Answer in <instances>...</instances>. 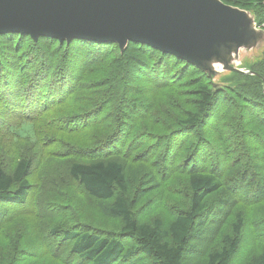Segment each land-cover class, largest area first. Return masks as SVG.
Returning a JSON list of instances; mask_svg holds the SVG:
<instances>
[{
	"label": "trees",
	"instance_id": "1",
	"mask_svg": "<svg viewBox=\"0 0 264 264\" xmlns=\"http://www.w3.org/2000/svg\"><path fill=\"white\" fill-rule=\"evenodd\" d=\"M222 1L250 11L264 29V0ZM260 52L243 62L250 74L226 73L213 82L198 67L148 45L130 43L122 52L116 43L0 36V99L5 96L9 117L24 107L23 121L8 127L10 135L36 139L34 123L26 120L42 108L28 95L42 99V86H52L57 99L79 96L83 82L76 68L96 78L84 101L96 109L107 131L102 135L106 137L96 134L89 143L69 141L61 166L45 171L50 177L65 174L57 183L61 193L54 196L59 220L50 230L52 242L39 236L23 241L18 232L0 244V251L9 248L11 264L23 263L17 256L37 241L54 254L52 264H137L141 258L143 264H238L247 240L248 210L264 201V49ZM57 59L65 66H55ZM29 63L37 74L27 86L22 82L30 70L26 74L23 67L29 69ZM102 64L105 69L95 71ZM147 80L165 95L161 104L140 89ZM213 118L216 125L208 135ZM251 139L259 142L261 151L243 150ZM215 141L222 161L209 164L210 154L193 158L192 151L207 152ZM225 161L231 163L227 174L219 166ZM177 164L183 166L186 181L173 219L155 216L143 221L141 211L150 209L156 197L152 189L168 179ZM32 168L25 157L10 171L0 166V209L31 202L37 187L30 180ZM88 208L120 220V229L92 224L86 219ZM260 211L259 223H264V207ZM3 217L0 214V222ZM199 244L212 248L204 258ZM258 247L252 244L241 264H264V244Z\"/></svg>",
	"mask_w": 264,
	"mask_h": 264
},
{
	"label": "water",
	"instance_id": "2",
	"mask_svg": "<svg viewBox=\"0 0 264 264\" xmlns=\"http://www.w3.org/2000/svg\"><path fill=\"white\" fill-rule=\"evenodd\" d=\"M9 34L116 43L122 52L130 43L148 45L213 82L226 73L250 74L243 53L264 49L254 15L222 0H0V36Z\"/></svg>",
	"mask_w": 264,
	"mask_h": 264
},
{
	"label": "rangeland",
	"instance_id": "3",
	"mask_svg": "<svg viewBox=\"0 0 264 264\" xmlns=\"http://www.w3.org/2000/svg\"><path fill=\"white\" fill-rule=\"evenodd\" d=\"M260 53V51L243 53L242 59L253 60ZM59 60L57 59L55 66L57 64L59 65L58 67L65 66L63 62H58ZM105 66L106 64H102L95 71L101 72L105 69ZM23 70L26 74L30 70V73L27 74L28 77L22 82L23 85L28 83L27 86H29L30 82L28 81L36 76L37 73L31 64L29 69L26 70V67H23ZM75 75L76 77H80L83 82L82 92L78 97L68 96L60 99L58 94L59 98L57 99L52 94L53 89L50 85L42 86V99L36 97L33 93L28 95L30 100L35 99L36 103H39L38 108H42L39 112L33 111L32 120H26L34 123L35 140H31L28 137L18 139L10 135L8 127L14 125L19 126L22 123L20 122L23 121L20 111L24 107L12 112L9 117L4 110V106H6V103H4L5 96L0 99V166L10 171L18 165L21 159L24 157L28 158L31 160L32 167H35L32 168L30 180L33 183H37V187H34L32 190L33 198L27 206L5 205L0 209V214H4L0 222V244L9 242L18 232L22 234L23 241L28 240L30 237L37 239L39 236L46 238L45 243L49 244L52 242L50 230L52 225L59 220L57 219L58 213L53 208L54 196L57 193H61L57 183L64 181L62 177L65 174L62 172L58 176L50 177L49 174L45 173L46 169L55 164H62L63 152L69 141L73 143H89L97 137L96 134L100 137H106L102 136L107 131L103 127L104 124L99 114L94 113L96 109H89L84 101L85 96L92 91V87L94 86L93 81L96 78L87 72H82L81 68H76ZM141 85L142 88L140 89L147 94L148 99L161 104L165 95L155 89L157 87L153 83L147 80L142 81ZM48 103H50L49 106L47 105ZM227 112L231 111L227 110ZM213 120L214 118L206 127V133L208 135L212 134L216 125ZM227 132L228 130L225 131V134ZM102 141L104 147L105 139ZM218 146L219 142L215 141L214 146H209V151L199 150L196 153L193 151L191 153L195 160H198L199 157L204 158L208 154L213 155V160L208 163L215 164L218 161H222L217 152ZM246 147H249V151L259 152L262 150L259 142L253 139L243 144V150L247 149ZM200 153L202 154L201 156H199ZM220 165L224 168L226 174L230 172L231 163L229 161L219 162ZM260 168L264 171V163L261 164ZM185 181L186 173L183 170V166H178L177 164L176 169L171 172L170 177L164 181H160L159 185L152 189L156 193V197L150 202V209L144 208L141 211V219L147 221L153 219L155 216H162L167 221L172 220L175 213L174 205L181 203L183 200ZM233 197L238 198L239 196ZM247 197L251 198V195L248 194ZM262 207H264V201L259 205L251 206L249 208L250 211L248 210L247 240L245 241V245H243V256H241L240 260H236L238 264H241V260H244L246 257L244 254L252 244L254 246L259 245L258 249L264 244V223H259ZM85 211L87 220L90 219L94 225L101 224V226H105L108 231H116L122 225L120 220L105 218L103 215L97 213L95 208L94 211H90L89 208ZM229 222L230 220L227 226ZM104 231L106 232L107 230ZM27 247L28 249L23 252L24 254L17 256L18 260L24 261L20 264L54 263L52 259L54 258V254L50 252L49 247L45 246V244L37 241ZM198 248L204 251L200 253L202 258L212 249H210V246L202 244H199ZM27 251L31 254H27ZM11 256L12 254L9 253V248H3L0 251V264H11L9 261ZM144 262L145 260L141 258L137 261V264H143Z\"/></svg>",
	"mask_w": 264,
	"mask_h": 264
}]
</instances>
